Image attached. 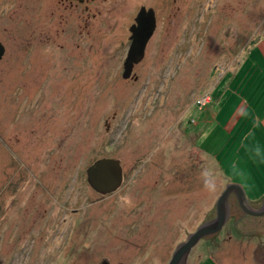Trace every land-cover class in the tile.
I'll use <instances>...</instances> for the list:
<instances>
[{
    "label": "rangeland",
    "instance_id": "obj_1",
    "mask_svg": "<svg viewBox=\"0 0 264 264\" xmlns=\"http://www.w3.org/2000/svg\"><path fill=\"white\" fill-rule=\"evenodd\" d=\"M155 2L125 79L133 17ZM89 6L102 14L0 0V264H170L227 185L264 187V0ZM103 158L122 167L115 194L88 182ZM238 231L224 223L186 264H264Z\"/></svg>",
    "mask_w": 264,
    "mask_h": 264
},
{
    "label": "water",
    "instance_id": "obj_2",
    "mask_svg": "<svg viewBox=\"0 0 264 264\" xmlns=\"http://www.w3.org/2000/svg\"><path fill=\"white\" fill-rule=\"evenodd\" d=\"M156 28V19L152 9L143 8L137 18L136 24L131 28V45L124 63L123 78L131 77L132 70L145 55L147 44ZM5 47L0 42V59L4 55ZM122 167L118 160L103 158L96 161L87 170L89 184L98 192L107 194L114 191L122 178ZM236 190L238 194L243 191L239 184H229L219 196L217 201V217L202 224L196 232L190 234L187 241L177 247L170 264H186L189 252L205 236L219 232L226 221L225 203L230 191ZM106 264V263H104Z\"/></svg>",
    "mask_w": 264,
    "mask_h": 264
},
{
    "label": "flooded vegetation",
    "instance_id": "obj_3",
    "mask_svg": "<svg viewBox=\"0 0 264 264\" xmlns=\"http://www.w3.org/2000/svg\"><path fill=\"white\" fill-rule=\"evenodd\" d=\"M70 7H78L80 5L84 6L83 12L89 13L90 18H96L102 14V9L99 10V6L93 9L89 6L93 3H97L99 0H67ZM104 3V1L102 2ZM160 4L155 2L152 6H147L146 4L141 5L139 11L145 8L146 10L152 9L154 11L156 19L157 31L159 27L158 13ZM161 7V6H160ZM139 13V12H138ZM138 13L133 17V21H136ZM135 25V23L133 24ZM131 30V29H130ZM155 33V32H154ZM123 175L121 179V185L123 184ZM241 186V185H240ZM242 187V186H241ZM117 190H114V194ZM239 194L236 190L229 192L227 201L225 203L226 211V222L225 226L229 223L232 224L234 228L239 230V234L243 237H256L261 242L255 246V254L263 253L264 255V187L259 192L256 191L248 193L243 187ZM116 197V196H115ZM161 199V197H160ZM117 200V199H115ZM109 264V263H108Z\"/></svg>",
    "mask_w": 264,
    "mask_h": 264
},
{
    "label": "crops",
    "instance_id": "obj_4",
    "mask_svg": "<svg viewBox=\"0 0 264 264\" xmlns=\"http://www.w3.org/2000/svg\"><path fill=\"white\" fill-rule=\"evenodd\" d=\"M221 93H219V95H220ZM218 95V96H219ZM219 98V100H218V103H219V101H223V98H224V96L222 95V96H219L218 97ZM263 109L264 108H262V109H260V113H259V115H260V117H258L260 120L258 121V123H260V121H261V124H262V126L264 127V112H263ZM236 113V111L234 112V114ZM244 113H246V110L245 111H241V118H243L244 117ZM232 118V117H231ZM264 129V128H263ZM229 260L230 259H227V261H225V263L224 264H228L229 263ZM243 264H244V262H243Z\"/></svg>",
    "mask_w": 264,
    "mask_h": 264
}]
</instances>
